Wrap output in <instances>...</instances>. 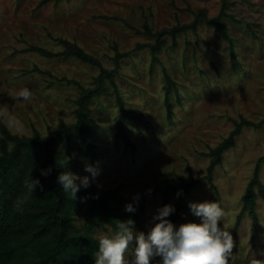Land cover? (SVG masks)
<instances>
[{
	"label": "rangeland",
	"instance_id": "1",
	"mask_svg": "<svg viewBox=\"0 0 264 264\" xmlns=\"http://www.w3.org/2000/svg\"><path fill=\"white\" fill-rule=\"evenodd\" d=\"M201 10L209 18L218 17L222 1L0 0V118L7 127L9 113L22 121L20 130L8 127L13 134L31 136L36 129L46 135L61 122L74 123L82 90L68 81L84 88L96 85L99 68L77 58H47L29 50L39 47L60 53L64 50L60 39L75 43L105 69L116 71L115 85L126 108L143 116L141 133L128 127L132 145L118 139L117 97L106 81L105 93L89 106L95 120L90 137L96 145L94 159L72 155V173L78 177L91 179L86 165L99 168L89 190L98 195L119 190L128 203L140 194L137 210L144 230L135 225V232L147 234L154 226L152 218L164 200L159 189L207 175L211 157L206 154L229 137L234 122L264 120V0H228V17L222 23L231 42L215 26L201 23L196 31L180 34L176 45L164 36L157 61L149 48L137 50L139 45L156 43L148 30L155 34L189 25ZM116 50L128 54L119 66L114 61ZM167 76L175 84L169 95L171 115ZM24 87L32 92L28 101L17 98ZM263 158L264 126L245 127L215 171L214 187L203 180L190 196V202L219 201L225 208L235 242L230 264L264 259V198L258 190L256 235L251 217L241 215L247 186ZM260 180L264 186V162ZM148 189L153 190L151 195ZM175 200L172 195L169 205L174 206ZM84 213L81 208L77 215L80 225L88 222ZM189 222H200L190 210L181 214L176 228ZM102 233L107 231L97 227L96 237ZM135 246L133 241L126 253L129 264L135 259Z\"/></svg>",
	"mask_w": 264,
	"mask_h": 264
},
{
	"label": "trees",
	"instance_id": "2",
	"mask_svg": "<svg viewBox=\"0 0 264 264\" xmlns=\"http://www.w3.org/2000/svg\"><path fill=\"white\" fill-rule=\"evenodd\" d=\"M222 1V10L218 17L209 18L205 10L195 13L194 21L189 25H180L171 30H164L148 34L157 40L155 44L139 45L137 50L149 48L155 61L157 53L164 46L162 39L170 36L174 45L177 37L187 31H196L201 23L215 26L222 37L231 42L227 28L222 20L227 16L228 0ZM64 50L60 53L50 52L39 47H31L29 50L47 58H77L80 61L93 65L100 69L99 76L95 79L94 88H84L78 82L69 80L68 84H75L82 92L76 100L77 108L74 112L75 122H61L60 126L42 135L34 130L31 136H19L13 134L0 118V264H95L94 253L98 251V238L95 231L102 227L108 232V228L115 230L117 220L126 221L132 219L140 228V211L135 213L125 212L127 200L119 193V190H109L101 195L93 190L83 189L77 193L75 199L70 194L64 193L62 186L58 184V175L62 171H71L74 163L69 160L67 168L60 166L62 160L78 155L81 159L93 160L96 145L90 141L95 128V120L91 117L90 104L94 99L101 97L105 91V82L110 81L115 88L119 115L117 119L116 136L132 145L128 127L133 126L141 133L143 116L133 110L127 109L114 81L116 71L105 69L92 55L86 53L75 43L60 39L58 41ZM127 53L116 50L115 63H118ZM167 105L169 114H172L169 95L175 84L167 76ZM235 129L216 148L211 149L206 156L211 157L207 175L199 180L191 179L188 182L180 181L176 186L167 185L158 192L163 194V206L169 205L170 197L176 196L175 213L169 219L175 226L183 212L189 211L190 196L192 190L202 181H208L212 187L215 171L221 166L224 154L236 146V140L245 127L256 129L264 126V120L255 123L242 119L234 122ZM259 160L254 177L248 184L243 197V210L241 215L248 214L253 221V235H256L259 227L257 214V190L264 198V186L260 180ZM51 168L49 176L41 175V169ZM39 179L44 190L39 186L35 192L28 193L24 182L29 179ZM183 194L177 197V192ZM83 198H87L86 202ZM142 207V204L140 205ZM20 208L22 210H17ZM84 208L88 222L85 225L77 223L79 210ZM142 230H144L142 228ZM158 258V257H157Z\"/></svg>",
	"mask_w": 264,
	"mask_h": 264
},
{
	"label": "clouds",
	"instance_id": "3",
	"mask_svg": "<svg viewBox=\"0 0 264 264\" xmlns=\"http://www.w3.org/2000/svg\"><path fill=\"white\" fill-rule=\"evenodd\" d=\"M31 97L32 92L27 87L17 92V98L20 100L22 98V101H28ZM7 120L9 128L22 129V121L15 115L9 113ZM72 158L75 157L62 160L60 166L67 168ZM40 171L42 176L47 177L52 169ZM85 171L91 174V179L88 176L78 177L71 171H62L58 175V184L62 186L64 193L70 194L73 199L81 188L91 187L100 174L99 168L91 164L86 165ZM38 186L41 191L44 190L40 180L31 176L24 182L28 193L35 192ZM147 192L151 195L153 190L148 189ZM182 194V190L177 192V197ZM132 199L134 203L125 205L124 210L127 213L137 211L140 194H136ZM83 200L86 202L87 198ZM188 207L191 214L199 218L200 222L182 224L178 229L167 219L176 211L173 205L157 209L152 218L154 226L147 234L135 232V222L132 219L123 222L117 220L114 231L110 228L107 233L99 235L98 251L94 253L95 264H129L126 253L133 241L136 245L133 264H150L157 257L160 258L158 264H230L235 257L233 254L235 242L227 227L225 208L219 201L190 202ZM261 219L264 220V217ZM249 264H264V259L252 258Z\"/></svg>",
	"mask_w": 264,
	"mask_h": 264
}]
</instances>
